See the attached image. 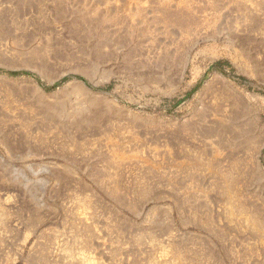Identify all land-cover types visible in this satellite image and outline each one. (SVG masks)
Instances as JSON below:
<instances>
[{"label":"rangeland","instance_id":"1","mask_svg":"<svg viewBox=\"0 0 264 264\" xmlns=\"http://www.w3.org/2000/svg\"><path fill=\"white\" fill-rule=\"evenodd\" d=\"M0 264H264V0H0Z\"/></svg>","mask_w":264,"mask_h":264},{"label":"bare ground","instance_id":"2","mask_svg":"<svg viewBox=\"0 0 264 264\" xmlns=\"http://www.w3.org/2000/svg\"><path fill=\"white\" fill-rule=\"evenodd\" d=\"M187 31V30H186ZM184 59V58H183ZM184 63V62H183ZM184 65V64H183ZM183 71V70H182ZM239 131V130H238ZM237 132V131H236ZM236 139V138H235Z\"/></svg>","mask_w":264,"mask_h":264},{"label":"water","instance_id":"3","mask_svg":"<svg viewBox=\"0 0 264 264\" xmlns=\"http://www.w3.org/2000/svg\"><path fill=\"white\" fill-rule=\"evenodd\" d=\"M85 85V84H84Z\"/></svg>","mask_w":264,"mask_h":264}]
</instances>
